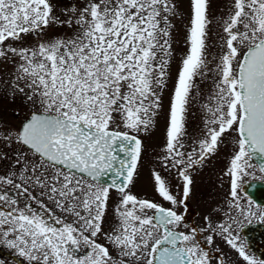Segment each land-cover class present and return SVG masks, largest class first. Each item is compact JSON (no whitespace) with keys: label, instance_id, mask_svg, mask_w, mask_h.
<instances>
[{"label":"snow or ice","instance_id":"1","mask_svg":"<svg viewBox=\"0 0 264 264\" xmlns=\"http://www.w3.org/2000/svg\"><path fill=\"white\" fill-rule=\"evenodd\" d=\"M211 2L82 0L65 15L55 0H0V62L15 66L9 87L33 109L18 126L0 124V245L28 264H212L200 240L210 233L208 247L220 237L243 264H264L238 235L264 222V206L245 195L264 181V0H229L219 20ZM179 24L185 50L173 71ZM209 73L213 103L187 141L193 89ZM166 92L162 171L151 172L157 203L132 189ZM229 137L230 214L190 226L177 211L187 210L190 172Z\"/></svg>","mask_w":264,"mask_h":264},{"label":"flooded vegetation","instance_id":"2","mask_svg":"<svg viewBox=\"0 0 264 264\" xmlns=\"http://www.w3.org/2000/svg\"><path fill=\"white\" fill-rule=\"evenodd\" d=\"M207 87L214 89L212 84L207 85ZM1 88L3 91L6 90L5 81H3ZM198 90L199 88L194 89L192 102L190 104L187 117V141L196 140L201 135L203 130L202 126L191 127V121L194 112L197 110L195 113L196 116L200 117V120L204 122L206 119L204 106H211L213 103L212 98L214 94L212 97H210L209 94L199 95L197 94ZM7 92L9 95L7 96L6 94L3 97V100L6 99L11 103L12 96L9 90ZM1 108L3 107H0V109ZM32 111L33 110H30V112L22 120L29 116ZM163 145L164 143L154 147H145L142 162L145 163L144 165L146 167L149 166L148 162L151 163L149 166L151 172L154 169L162 171L160 158L163 155ZM189 146H191V144H189ZM231 151L232 141L229 137L226 144L221 146V151L215 157H212L210 160L206 161L203 166H197L195 171L190 172L194 183L192 185L191 196L186 202L187 210L185 211L184 208L177 209L179 213L184 214L185 222L190 226L204 228L205 216H209L213 223H219L224 222V220L227 219L225 213L230 214V210L226 203L229 191V180L228 177L223 175V172L226 170ZM0 171H3V168H0ZM148 171L149 170L147 167V171L144 172V178L134 185L132 191L138 196V198L149 199L157 203H162L161 199L154 192L153 187H149V190H143V187L146 185V180L148 179ZM165 175L167 174L165 173ZM148 177L150 176L148 175ZM170 181V186L173 193L179 197L182 191L180 187L181 182L175 175L171 176ZM246 187L247 191L245 195L251 199L255 205L264 206V181H253L250 186ZM165 206L167 207L168 205L165 203ZM112 223H114V218L112 216V206H110L104 225L106 231ZM182 230L188 231L190 229L182 228ZM207 234L210 233H201L200 240L202 245L208 248L210 256L212 257V264H218V258L223 259L224 264H243L241 258L235 253L234 250L230 249L220 237H215L214 244L211 247H208L205 239ZM238 235L240 237L239 242H243L245 244L246 251L249 255L259 260H264V222H260L254 218L251 224H248V226L244 227L238 232ZM0 253H4L8 261L15 264H28L26 259L19 256L15 250L9 249L8 251H4L0 249Z\"/></svg>","mask_w":264,"mask_h":264},{"label":"rangeland","instance_id":"3","mask_svg":"<svg viewBox=\"0 0 264 264\" xmlns=\"http://www.w3.org/2000/svg\"><path fill=\"white\" fill-rule=\"evenodd\" d=\"M82 0H55L56 3V10L57 13H64L67 15V12L70 11L72 7L78 6ZM229 0H212L211 2V10L215 14V17L217 20L221 18L222 15H224L225 10L228 6ZM178 28L180 29L175 35L176 40L174 43V49H175V61L172 65L173 71L175 70L178 61L182 58L185 50V46L183 43V25L179 24ZM216 31L215 24L213 25V33ZM51 33H55L57 35H70V31H59L57 29H51ZM213 48L211 49L213 54H217L219 52L218 48V41L215 38V35L212 37ZM15 76V66L11 63L5 64L0 62V107H3L0 109V124L8 123L12 126H18L21 122V120L30 112V110H33L31 105L24 99L23 94L19 92H13L12 88L9 87V82L15 83L14 80ZM3 81H5V87L6 90H2L1 85L3 84ZM214 77L211 73H209L206 77L197 78L196 88H199L197 94L203 95V94H209L210 97L215 93V84H214ZM212 84L214 89L211 87H207V85ZM22 86V85H21ZM171 87V83L170 86ZM207 87V88H206ZM12 96V102H8L6 99L3 100L4 96L8 94V90ZM193 89V93H194ZM168 95L169 93L166 92L164 95V110H162V113L160 117L158 118V124L153 129L152 133L149 136L144 137V145L147 146H158L160 144L164 143V132H165V125H166V109H167V103H168ZM7 98V97H6ZM197 110L194 112V115L192 116L191 121V127H203L204 122L200 120V117L196 116ZM147 149V148H146ZM150 153V151H149ZM151 156V153H150ZM145 163H141V167L139 169V175L136 177L135 185L137 182L141 181L144 178V172L147 171L148 167V177L146 180V185L143 187V190H149V187L152 188V180H151V169H149V166L151 163L148 162L149 166H145ZM0 249L4 251H8L9 248L0 245ZM0 261L3 262V264H15L13 262L8 261L7 257L4 255V253H0ZM22 264V263H21Z\"/></svg>","mask_w":264,"mask_h":264}]
</instances>
